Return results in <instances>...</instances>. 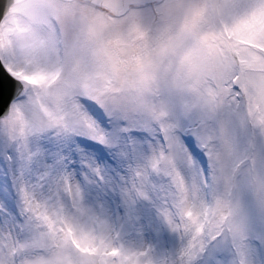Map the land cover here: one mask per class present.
<instances>
[{
	"label": "snow or ice",
	"instance_id": "1",
	"mask_svg": "<svg viewBox=\"0 0 264 264\" xmlns=\"http://www.w3.org/2000/svg\"><path fill=\"white\" fill-rule=\"evenodd\" d=\"M0 264H264V0H0Z\"/></svg>",
	"mask_w": 264,
	"mask_h": 264
}]
</instances>
